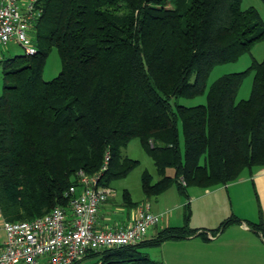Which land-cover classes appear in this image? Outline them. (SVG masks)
I'll list each match as a JSON object with an SVG mask.
<instances>
[{"label": "trees", "instance_id": "obj_1", "mask_svg": "<svg viewBox=\"0 0 264 264\" xmlns=\"http://www.w3.org/2000/svg\"><path fill=\"white\" fill-rule=\"evenodd\" d=\"M264 3V0H261ZM242 0H37L30 29L36 52L4 59L0 93V214L28 220L67 207L78 173L98 172L100 184L126 176L137 164L121 149L139 140L158 174L143 171L141 190L156 197L170 186L208 188L264 165V58L222 74L206 102L178 97L205 92L210 71L264 40L258 10ZM55 48L58 74L42 77ZM194 72V80L190 76ZM252 72L250 94L236 99ZM179 130L183 137L180 149ZM168 169L172 174H168ZM123 203L134 207L128 191ZM166 226L135 245L90 251L99 264H158L141 249L199 235L207 239L240 221L217 227ZM264 235V226L249 223ZM85 255V256H87ZM76 264V263H74Z\"/></svg>", "mask_w": 264, "mask_h": 264}, {"label": "built area", "instance_id": "obj_2", "mask_svg": "<svg viewBox=\"0 0 264 264\" xmlns=\"http://www.w3.org/2000/svg\"><path fill=\"white\" fill-rule=\"evenodd\" d=\"M36 1L27 0L21 6L17 0H0V49L14 41L24 48L25 54L36 52L30 33L41 13ZM108 160L107 153L94 174L79 171L78 184L67 191V207L57 205L28 220H2L0 264H74L90 251L135 245L144 240L149 228L162 218V214L151 209L149 200L136 204L128 224L98 226L99 208L114 194L112 187L99 182Z\"/></svg>", "mask_w": 264, "mask_h": 264}, {"label": "crops", "instance_id": "obj_3", "mask_svg": "<svg viewBox=\"0 0 264 264\" xmlns=\"http://www.w3.org/2000/svg\"><path fill=\"white\" fill-rule=\"evenodd\" d=\"M17 1L23 6L27 0ZM2 57L0 51V60ZM246 169L237 179L226 184L208 188L189 187L188 197H183L175 186L156 197L151 209L162 214V218L152 227L150 236L147 237L146 233L145 239L166 226L183 225L187 213V220L193 228H215L231 216L240 219L215 236L208 233L207 239L192 235L164 241L159 247L170 243L172 250L170 258L163 257L164 254L160 256L159 264H264V235L249 225L260 222L264 226V165ZM145 199L151 202L152 198ZM140 201L143 200L136 202ZM134 208L110 197L99 208L98 226L106 228L128 224L135 214ZM2 220L0 214V223ZM3 238L4 232L0 229V242Z\"/></svg>", "mask_w": 264, "mask_h": 264}, {"label": "rangeland", "instance_id": "obj_4", "mask_svg": "<svg viewBox=\"0 0 264 264\" xmlns=\"http://www.w3.org/2000/svg\"><path fill=\"white\" fill-rule=\"evenodd\" d=\"M249 6L255 7L262 20H264V3L261 0H242L241 7L247 8ZM0 51L3 53L2 60H0V93L2 91L3 86V79H2V62L4 59L14 57L16 55H22L25 53L24 48L20 46L18 43L14 41L8 42L5 46L1 47ZM264 58V40H260L256 42L250 51L244 52L241 54L236 60L229 61L225 63H221L216 65L209 73L208 78L206 80L205 92L203 94L188 98V97H178L176 102L179 104L191 106L196 104H203L206 102V89L210 85V83L219 77L222 74L231 73V72H239L246 69L251 61L257 60L260 61ZM61 68V62L59 55L55 48H52L49 52L44 67L42 71V77L45 80H50L54 78ZM194 72L190 76V81L194 80ZM252 83V72H250L241 82L239 86L237 97L236 99L247 98L250 94ZM179 142H180V149H183V137L182 133L179 130ZM121 153L125 156L130 158L136 159L138 164L124 177L117 178L111 181L110 186L112 187L114 194L111 196L116 202L123 201V191L127 190L129 197L133 201L138 200H146L145 195L141 190V175L143 171L149 172L152 177L153 181L158 179V174L156 172L155 165L153 163L152 158L147 154V152L142 148L138 139H132L125 147L121 149ZM247 169H243L242 172L246 171ZM168 174H172V170L168 169ZM189 188V187H188ZM187 188V195H182L183 197H188L189 190ZM191 189V188H190ZM157 197V196H156ZM156 197H152L151 202L152 206L155 204ZM1 224V223H0ZM189 224V222H188ZM189 226H191L189 224ZM153 233V228H149L147 231V237ZM169 241V240H166ZM146 251L148 256L153 261H158L160 263L161 259L160 256L169 257V254L172 250V247L169 244H165L158 248L155 247H148L145 249H141V252ZM92 254V253H91ZM88 254V255H91ZM85 256L83 259L78 261L76 264H99V257L97 254H93L95 256Z\"/></svg>", "mask_w": 264, "mask_h": 264}]
</instances>
